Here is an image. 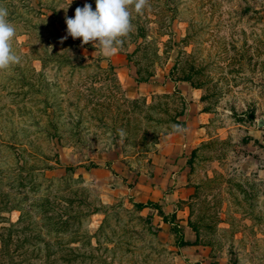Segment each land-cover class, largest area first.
<instances>
[{
	"label": "rangeland",
	"instance_id": "obj_1",
	"mask_svg": "<svg viewBox=\"0 0 264 264\" xmlns=\"http://www.w3.org/2000/svg\"><path fill=\"white\" fill-rule=\"evenodd\" d=\"M86 3L0 0L22 57L0 72V264H264V0H149L111 57L63 39ZM201 111L211 138L167 147ZM138 183L182 188L172 223Z\"/></svg>",
	"mask_w": 264,
	"mask_h": 264
},
{
	"label": "clouds",
	"instance_id": "obj_2",
	"mask_svg": "<svg viewBox=\"0 0 264 264\" xmlns=\"http://www.w3.org/2000/svg\"><path fill=\"white\" fill-rule=\"evenodd\" d=\"M147 6L149 0H96L93 10L92 5L86 3L82 8H76L74 18L65 16L67 36L63 39L68 36L82 39L83 45L92 43L103 56L111 57L133 29V12L143 15ZM8 15L7 8L0 6V72L20 64L22 59L13 48L17 29ZM174 131L181 129L174 126ZM120 134L123 136L122 130Z\"/></svg>",
	"mask_w": 264,
	"mask_h": 264
},
{
	"label": "crops",
	"instance_id": "obj_3",
	"mask_svg": "<svg viewBox=\"0 0 264 264\" xmlns=\"http://www.w3.org/2000/svg\"><path fill=\"white\" fill-rule=\"evenodd\" d=\"M209 115H210V113H207L205 111H201L195 116V118H194L195 120H191L192 124H194V123L197 124V127L194 129L193 132H192L193 129L192 130L190 129L191 122L189 120V121H186V123H185L186 127L184 126L182 131L167 135L165 138H167L170 141V143H168L167 147H171V149H174L176 147V145L179 144V142H180V141H177V140H179V137L181 136L180 135L181 133H184L183 139H185V142L184 141L181 142L184 147H187V145L192 142V140L190 141V139H194L195 138V140H194L195 142H193L195 144H193L192 147H196V143H197L196 140L200 141V140H208V139H210L211 137H209V135H207V137H203V138H201V136H200V135H205V134H207V132H209V127H210L209 124L211 122V120H209L210 119ZM263 125H264V123L261 124L260 126H263ZM255 132H261L262 133L263 129L259 128V130L254 131V133ZM190 133H191V136L189 135ZM171 137H173V138L171 139ZM187 140H188V142H187ZM253 140L259 144V148L260 149H263L262 145L264 144V142H263L264 139H263L262 134H253ZM92 162L95 163V161H92ZM95 164H97V163H95ZM97 167H99V165ZM97 167H93V168H97ZM260 170L262 172H264V168L260 169ZM138 186L148 189V196L146 198H150L151 200H148V201H153V202L158 204L157 206H159V207L155 209L156 211L158 210V213H159V209H161L164 212L165 215H170L172 213H174L175 215L177 214V210L173 209V203L170 202V201H172L170 199V197H175V196L176 197H181V194L179 192H180V190L182 188H178L177 190L174 191V193H170V192H163L162 193L161 192V193H159L160 195H158L157 192H156V191H158V189H156V188L153 189V187H151V186H147V185L144 186V185H140L138 183L137 186H134V189H136V187H138ZM149 189H151V190H149ZM164 189H165V186H162V190L163 191H164ZM135 200L137 202H144L145 201L144 199L142 200L141 198H137V197H135ZM173 200H175V199H173ZM145 208L152 209V207H145ZM159 216L162 219L161 220L162 221L161 225L162 224L167 225L168 222L164 221L163 216L161 214H159ZM179 225L182 226L181 223ZM183 235H184V239L185 240L192 242V244L186 245V246H183V247L191 248V247L198 246L196 244L197 243L196 242V238L195 239L187 238L185 234H183ZM202 263L206 264V262H202ZM208 264H212L211 260H210V262H208Z\"/></svg>",
	"mask_w": 264,
	"mask_h": 264
},
{
	"label": "trees",
	"instance_id": "obj_4",
	"mask_svg": "<svg viewBox=\"0 0 264 264\" xmlns=\"http://www.w3.org/2000/svg\"><path fill=\"white\" fill-rule=\"evenodd\" d=\"M133 101H137V99H133ZM185 124V123H184ZM184 124L181 123V125L183 126ZM98 165L95 164V163H92L91 165H89L88 167L91 168V167H97ZM73 169V167H67L66 170L67 171H71ZM135 205L139 208V209H144L145 207H155V208H158V204L153 202V201H148V202H135ZM21 209V208H20ZM94 213H98V211H95ZM159 213L163 216V219L164 221L166 222H170L172 223L173 221H171L172 219L169 218V215H165L164 212L159 209ZM55 216V215H54ZM47 220H50V222L52 221L53 223V226H61V227H67L70 225L71 222H75V221H80V217L79 216H66L65 218L61 217V216H57V217H48L46 216ZM14 224H12L10 227L8 228H5L6 230H11V228H13ZM74 233V232H73ZM180 233V231H179ZM9 239V237H8ZM68 242L67 243H77V242H81V240H79L78 238H75V237H71V238H68L67 240ZM99 241V240H97ZM1 242H2V248H5L6 247V244L8 243V240L5 236V234L2 232L1 233ZM179 246H186V245H190L192 244L191 241H187L184 239V235L181 231L180 233V237H179V240H178V243H177ZM3 250V249H2ZM80 255L81 253L79 252V248L77 247H73V246H70L69 248H67V250H65V254L62 256L63 259L72 264V262L74 260H79L80 258ZM83 255V254H82Z\"/></svg>",
	"mask_w": 264,
	"mask_h": 264
},
{
	"label": "water",
	"instance_id": "obj_5",
	"mask_svg": "<svg viewBox=\"0 0 264 264\" xmlns=\"http://www.w3.org/2000/svg\"><path fill=\"white\" fill-rule=\"evenodd\" d=\"M263 123H264V121L261 124H263Z\"/></svg>",
	"mask_w": 264,
	"mask_h": 264
}]
</instances>
